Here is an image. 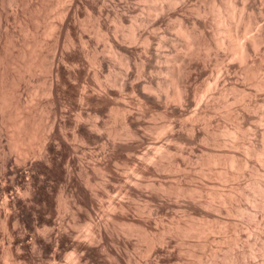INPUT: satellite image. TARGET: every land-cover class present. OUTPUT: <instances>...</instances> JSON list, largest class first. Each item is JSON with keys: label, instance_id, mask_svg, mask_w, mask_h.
Wrapping results in <instances>:
<instances>
[{"label": "rangeland", "instance_id": "374dc122", "mask_svg": "<svg viewBox=\"0 0 264 264\" xmlns=\"http://www.w3.org/2000/svg\"><path fill=\"white\" fill-rule=\"evenodd\" d=\"M262 132L264 0H0V264H264Z\"/></svg>", "mask_w": 264, "mask_h": 264}, {"label": "bare ground", "instance_id": "6f19581e", "mask_svg": "<svg viewBox=\"0 0 264 264\" xmlns=\"http://www.w3.org/2000/svg\"><path fill=\"white\" fill-rule=\"evenodd\" d=\"M155 1H156V0H155ZM160 1H161V0H160ZM171 1H173V0H171ZM153 3H154V2H153ZM166 4H167V3H166ZM157 5H159V4H157ZM160 5H161V4H160ZM160 5H159V6H160ZM161 6H162V7H165V6H163V4H162ZM161 6H160V7H156V8H159V9H157V10H162V7H161ZM165 9H168V8H165ZM165 9H163V10H165ZM163 10H162V11H163ZM239 11H240V10H239ZM159 12H161V11H159ZM163 12H164V11H163ZM150 19H151V18H150ZM154 19H156V18H154ZM246 20H247V19H246ZM248 22H250V21L248 20ZM246 23H247V22H246ZM248 26H250V23H249ZM248 26H246V27H248ZM244 27H245V26H244ZM179 29H180V28H179ZM230 29H231V28H230ZM244 29H245V28H244ZM228 30H229V28H228ZM130 31H131V30H130ZM137 31H138V30H137ZM137 31H135V33H130V34H132V36H133L134 34L136 35ZM244 31L247 32V28H246V30H243V32H244ZM133 32H134V31H133ZM183 32H184V31H183ZM230 32H231V31L229 30V34H231ZM243 32H242V33H243ZM246 32H245V33H246ZM248 32H249V31H248ZM245 33H244V34H245ZM137 34H138V33H137ZM140 34H141V32H140ZM242 35H243V34H242ZM245 35H246V34H245ZM249 35H250V34H249ZM132 36H131V37H132ZM140 36H141V35H140ZM231 36H232V35H231ZM133 37H134V36H133ZM241 37H242V36H241ZM136 38H137V37H136ZM187 38H188V37H187ZM187 38H186V40H187ZM237 38H238V37H237ZM244 38H245V37H244ZM231 39H232V38H231ZM239 39H240V38H239ZM242 39H243V38H242ZM242 39H241V40H242ZM251 39H252V38H251ZM217 40L219 41L220 38L217 39ZM234 40L236 41V39H234ZM234 40H232V41H234ZM241 40H240V42H241ZM235 41H234V44L237 45L238 42L236 41V42H237V44H236ZM242 41H243V40H242ZM221 42H222V40L220 41V43H221ZM217 43H219V42H217ZM231 43H232V42H231ZM243 43H244V42H243ZM241 44H242V43H241ZM237 46H238V45H237ZM237 46H235V47H237ZM239 46H240V44H239ZM239 46H238V47H239ZM238 47H237V49H238ZM240 47H242V46H240ZM240 47H239V50H235L234 52H237V51H238L237 55L240 53V55H238V58L241 57L240 59H242V58H245L244 55L246 56L247 53H246L245 51H246L247 49H246L245 51H244L243 49L240 50V49H241ZM237 55H236V56H237ZM177 65H178V64H177ZM179 67H180V66H179ZM173 68H174V67H173ZM173 68H172V69H173ZM174 70H175V69H174ZM177 72H179V71H177ZM177 72H176V73H177ZM181 72H182V71H181ZM181 72H180V73H181ZM172 73H173V72H172ZM174 74H175V73H174ZM172 76H173V75H172ZM185 76H186V75H185ZM173 77H174V76H173ZM173 77H172V79H174ZM171 81H172V80H171ZM174 81H175V79H174ZM173 83H174V82H173ZM176 83H177V82H176ZM181 87H182V86H181ZM178 89H179V87H178ZM179 90H180V89H179ZM179 90H178V91H179ZM174 91H176V90H174ZM179 92H180V91H179ZM174 94H175V93H174ZM177 94H178V92L176 91V95H177ZM173 96H174V95H173ZM178 96H179V98H180V94H179ZM178 96H176V97H178ZM181 96H182V95H181ZM174 97H175V96H174ZM179 98H178V99H179ZM182 98H183V97H182ZM176 99H177V98H176ZM176 99H175V100H176ZM178 99H177V100H178ZM179 100H180V99H179ZM260 130H261V129H260ZM261 134H263V132H262ZM263 135H264V134H263ZM262 139H263V138H262ZM262 141H263V140H262ZM260 143H261V142H260ZM263 146H264V145H263ZM252 147H253V146H252ZM245 148H246V147H245ZM259 148H260V146H259ZM246 149H247V148H246ZM248 149H249V147H248ZM254 149H255V147H254ZM257 150H258V149H257ZM263 150H264V149H263ZM247 151H248V150H247ZM247 151H246V153H247ZM248 152H249V151H248ZM254 152H256V151L254 150ZM249 153H250V152H249ZM262 153H264V152H262ZM260 154H261V153H260ZM256 155H257V154H256ZM262 155H264V154H262ZM246 156H247V155H246ZM248 156H250V155H248ZM252 156H253V154H252ZM259 156H261V155H259ZM250 157H251V156H250ZM262 157H263V156H262ZM245 158H246V157H245ZM253 158H254V157H253ZM259 158H260V157H259ZM246 159H247V158H246ZM249 159H250V158H249ZM260 160H261V159H260ZM245 161H246V160H245ZM263 161H264V160H263ZM251 163H252V162H251ZM253 163H254V162H253ZM244 164H245V163H244ZM245 165H246V164H245ZM261 165H262V164H261ZM252 166H253V165H252ZM262 167H263V166H262ZM255 168H256V167H255ZM261 169H262V168H261ZM256 172H257V171H256ZM250 176H251V175H250ZM256 178H257V177H256ZM258 179H259V178H258ZM256 180H257V179H256ZM255 183H256V182H255ZM257 183H258V181H257ZM252 185H253V184H252ZM254 185H255V184H254ZM254 185H253V186H254ZM256 185H257V184H256ZM258 185H259V184H258ZM253 186H252V187H253ZM254 188H255V187H254ZM256 189H258V191H259V190H260V191L263 190V189H260L259 186H256ZM256 189H254V190H256ZM258 191L256 190V192H258ZM260 191H259V192H260ZM260 193H261L262 196L264 195V191H263V194H262V191H261ZM263 197H264V196H263ZM262 199H263V198H262ZM259 201H260V200H259ZM261 202H262V204L264 203L263 201H261ZM259 203H260V202H259ZM237 204H238V203H237ZM256 204H257V203H256ZM263 205H264V204H263ZM260 206H262V205H260ZM236 207H237V206H236ZM263 207H264V206H263ZM238 208H239V207H238ZM238 208H237V209H238ZM262 211H263V210H262ZM239 212H240V211H239ZM260 218H261V217H260ZM255 221H256V220H255ZM100 234H101V233H100ZM256 245H257V244H256ZM238 253H239V252H238ZM238 253H237V255L239 256L240 253H239V254H238ZM231 255H232V254H231ZM237 255H236V256H237ZM238 256H237V259H238ZM240 256H242V255H240ZM233 257H234V256H233ZM248 259H249V258H248ZM231 260L234 261L233 258H232ZM256 260H257V259H256ZM233 261H232V262H233ZM237 262H238V261H237ZM240 262H242V259H241ZM246 262H247V261H246ZM233 263H234V262H233ZM121 264H122V263H121ZM235 264H236V262H235ZM237 264H238V263H237Z\"/></svg>", "mask_w": 264, "mask_h": 264}]
</instances>
